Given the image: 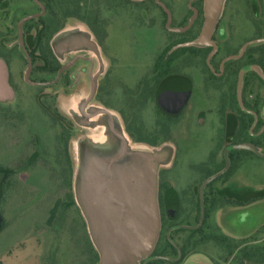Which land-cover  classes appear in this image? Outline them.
I'll use <instances>...</instances> for the list:
<instances>
[{
    "label": "rangeland",
    "instance_id": "374dc122",
    "mask_svg": "<svg viewBox=\"0 0 264 264\" xmlns=\"http://www.w3.org/2000/svg\"><path fill=\"white\" fill-rule=\"evenodd\" d=\"M160 1L170 12L172 20L168 26L172 29L185 26L191 15L189 6H200L198 0ZM67 15L73 23L83 21L86 29L88 24L103 51L104 65L95 63L92 70L94 96L84 108L85 114L91 113L92 105L107 110L121 118L129 140L140 144L171 141L176 147L173 167L160 177L162 230L154 253L174 259L178 256L175 246L182 249L183 256L191 255L183 264H211V259L212 264H246L242 261L246 256L257 262L264 254V158L242 148L233 149L228 154V170L207 181L223 171L222 153L228 145H253L264 153V135H248L241 127V115L221 118L217 114L219 107L229 104L235 75L217 80L215 97L208 94L204 99L198 94L196 103L188 101L185 112L195 108V113L200 109L210 115L204 130L191 123L184 127L181 115H168L167 112H174L166 108L163 97L168 95L167 87L180 83L182 70L177 61L182 50L185 60L195 59L193 52L188 51L193 45L217 42L220 59L258 39L260 42L255 45L263 46L264 57V0H223L203 42L199 40L202 18L187 33L168 31L166 12L152 0H62L57 6V18L54 22L48 19L50 29L58 27ZM34 25L42 29V24L34 21L29 30ZM48 34L40 35L42 45ZM71 35L76 36L77 31L66 38ZM187 37L193 40L181 43ZM36 38L28 32V48ZM33 49L31 78H51L42 73L43 62ZM72 50L77 48H68L67 53ZM82 50L88 55L93 53L87 45ZM252 50L255 48H249V53ZM5 52L2 55L8 63L14 56L18 62L13 67L0 65V75L8 72L10 76L9 88L2 90L4 96H0V171L9 176L7 187L0 184V264H92L93 256L83 235L68 220L70 213L64 211L69 205L64 201L68 180L64 145L72 131L67 127L68 121L57 113V87L44 89L25 83V59L16 50ZM86 64L78 60L72 69ZM89 69L86 73L77 70L79 78L72 95L62 93L59 100L61 113L74 120L82 119L73 124L75 137H84L83 141L78 140L79 149L76 144L75 151L87 164L85 172L104 159L108 147L107 141L92 132L100 126L97 116L87 118L81 113V106L90 95ZM202 70L200 76L205 77ZM72 80L66 78V87ZM249 80L247 73L245 96L258 92L261 107L264 106V89ZM190 83L197 92L196 84ZM109 125L114 130L118 128L116 121H109ZM201 212L203 220L199 226ZM151 264L166 263L161 260Z\"/></svg>",
    "mask_w": 264,
    "mask_h": 264
},
{
    "label": "crops",
    "instance_id": "0c3cea01",
    "mask_svg": "<svg viewBox=\"0 0 264 264\" xmlns=\"http://www.w3.org/2000/svg\"><path fill=\"white\" fill-rule=\"evenodd\" d=\"M204 1L206 8L208 0ZM75 30L77 35L67 39L66 35ZM86 45L94 52L91 54L99 62L98 65L103 66L102 53L82 22L67 23L51 41L53 53L60 61L79 53L84 54L86 51L82 49ZM68 48L77 50L67 53ZM60 97L61 94L56 99V109L73 126V134L67 145L71 193L85 223L88 238L99 259L108 252L119 259V264H132L133 261L136 264L152 252L157 242L161 227L159 174L172 168L176 147L171 141L154 145L131 141L125 136L121 118L110 114L112 121L118 123L115 133L125 139L126 150L122 153V142L110 129L111 119L105 114H94L92 117L97 116L100 126L92 129V132L107 141L108 147L104 159L85 172L87 164L75 151L76 144L79 149L78 140L83 141L84 137H75L73 124L82 119L78 117L74 120L61 113ZM98 110L101 109L92 105L91 113Z\"/></svg>",
    "mask_w": 264,
    "mask_h": 264
},
{
    "label": "flooded vegetation",
    "instance_id": "af4514ba",
    "mask_svg": "<svg viewBox=\"0 0 264 264\" xmlns=\"http://www.w3.org/2000/svg\"><path fill=\"white\" fill-rule=\"evenodd\" d=\"M152 1L154 2V0ZM65 2H70V0H65ZM192 2L194 1L193 0L188 1V3H192ZM197 2H198V5H200L199 7L189 6L191 8V15L189 16L187 23L185 24L184 27L178 28V29L176 28L172 29V28H169V26H165V28L171 32L187 33L193 30L194 25L196 24V21L199 20V18H202L201 25L203 26L204 24L203 19L205 18L204 17L205 16V12H204L205 1L198 0ZM61 3H62V0H0V65L2 67L7 68L6 65L8 66L11 65L13 67L16 65V62H18L17 56L16 57L14 56L12 60H10V63H8V60L3 58L2 54L5 51H9V50L10 51L16 50L17 52H20L26 62V57L24 55V52L20 44L21 40L32 62V68L29 74V79L33 82L46 83V82L54 80L57 75L58 70L61 67L65 66L67 63L72 62L65 70L62 71L59 80L55 84L50 85V86H45V87L35 86V87H41L44 89L57 87L56 92H55L56 94L55 104H56V99L59 94L63 93V95H66V96L72 95V90L75 86L77 79L79 78L77 77V70L85 71L86 73L88 71L87 69L90 68L89 77H90V93H91V86L92 84H94L92 70L95 67V63L96 64L99 63L97 60H95V58L92 55L94 54V52L91 55H88L87 53H84V54L79 53V54L71 56L70 58H67L64 60L62 59L61 61L58 60L55 54L53 53V50L51 47V41H52L53 36L58 31L63 29L67 25V23L71 22V16L67 15L66 18L63 19V22L58 27H54V29L52 30L50 29L51 27L49 26V24H51V22L49 23L48 19L52 18L54 22V18L55 19L57 18V6L60 5ZM128 3H130V1ZM157 6L159 7V9H161L162 12H165L159 5ZM193 9L196 11V14H194ZM27 17H30V18L26 19ZM34 21L41 23L42 29H36V25H34L29 30V26ZM190 21H191V24H190ZM80 22L84 23L83 21H80ZM166 22H167V14H166ZM166 22H165V25H166ZM188 24H190L189 27L186 28L184 31H178L188 26ZM86 26H87V29H89L90 33L92 34L93 39L95 40L100 52L103 55V51L100 46V43L98 42V39L96 38L95 34L90 29L88 24H86ZM202 26H200V29H202ZM28 32L32 33L33 37L35 35L37 36L35 41L34 39L32 41L33 43L32 47L34 48L33 50L38 52L39 58L43 62L44 68L42 70V73L48 76H51V78L39 79L37 81L31 78V75L34 72V57H33V54L31 53L32 47L28 48V46L26 45V41H25V37L28 35ZM42 33H45V34L49 33L48 37L45 38L44 40L45 43L43 45L41 43V38H40V35ZM187 39L183 40V42L181 43L185 44L184 42L193 40L191 39V37H187ZM10 40H11V43H10ZM259 42L260 41L258 39L247 42L241 46L240 50L237 53H230L226 56L221 57L220 59H219L220 52H221L220 46L215 41H208L207 43H204L203 45L199 47L195 45H193V47H190L188 51L190 50V52H193V55L191 56L195 57V59L191 61L184 59V57L186 56V53L184 50H182L184 53L180 57V60L177 61L178 64H180L179 66L181 67V70H182V76L179 79L180 83L177 82L175 84H172L170 87H167L166 89H168L167 90L168 95L166 97H163L164 98L163 102H165L166 108L169 111H173L174 113L177 111L175 114L174 113L170 114L171 112H167L168 115H171V116H174L176 114L181 115L182 116L181 122L184 127L185 126L187 127L188 124L191 123L194 125L193 127L196 128L197 126L198 130L199 129L204 130L208 126L206 122V119L208 118L207 116H210V115H208L205 112L200 111V109L198 113H195L196 111L195 108H192L190 112H185V107L188 104V101L192 102L193 104L196 103V101H198V94H201L203 97L205 95L208 96V94L211 95L212 97H215L217 87H215L214 85H216V83L218 82L217 80L223 79L225 75L234 74L235 75L234 77L235 86L233 89L230 90V93L232 94V96L229 97V104L223 107L225 109L224 111L222 110L223 108L219 107L217 109V114L220 115L221 118L228 116V115H233V116L241 115L242 118H244V120L241 121L242 129L244 130L246 129L247 134L253 138L262 137L264 135V120L262 119V116L264 115V106L262 105L261 107V104H260L261 96L259 97L258 92H256L253 96L247 98L244 94L245 93L244 78L247 73L250 74L249 81H252L253 83L260 85L264 89V79L261 77V75L264 76L263 46L255 45L256 43H259ZM183 48H186V47H183ZM249 48L250 49L255 48V50H252V52L249 53ZM41 52L45 53V56H41L40 55ZM78 60H83L87 64L75 70L72 69L73 68L72 66ZM3 61H6L7 64ZM241 62H243V64L240 67H237ZM52 63L54 66L58 67V70L54 76L49 73V68L52 66ZM216 66H217V70L214 69V67ZM248 67H253L256 70H258V72L254 69H251V70L247 69L243 72L242 78H241V84H240V93H239L240 99H239L238 92H237L238 77H239L240 71ZM201 68L205 70L203 71ZM201 70L203 71V74H205V77L200 76L202 73ZM26 71H27V62H26ZM26 71H25V74H26ZM25 74L23 77L24 82H25ZM184 74L186 75L188 74V76ZM9 77L10 76L7 72L5 75L6 83H9ZM67 77L73 78L71 85L68 87H66L67 83L65 82ZM190 81H193L196 84L197 92L195 91V89H193L190 86L191 84ZM218 105L219 106L221 105L220 99H218ZM93 115L94 113H89L85 117L90 118ZM195 116L197 117L195 118ZM64 119L70 123V125L67 124V127H70L71 131L73 132V126L71 122L67 120L66 118ZM194 122L196 123L194 124ZM212 125L214 126V123ZM232 128L233 127H231V129ZM72 134L69 136L68 141L70 140ZM150 145H154V144H150ZM229 146H233V145H228L227 147ZM250 146L254 147L253 145H250ZM227 147H225L224 150ZM224 150L222 153L223 159H224V155H223ZM229 152L227 153L228 161H229V157H228ZM260 158L263 159L264 157H260ZM224 168H225V159H224ZM168 171L169 170L167 171L164 170V171H161L159 174L158 204L160 208V220H161L160 232L162 230V215H161V206H160V194L162 192V186L160 184V177L162 176V174ZM189 230L192 231V229H189ZM159 239H160V233H159L157 242L152 252L145 259H142L136 262V264H151V262L153 261H161V260L166 264H183L184 261H186L191 256V255L183 256L182 249H178V247H175V246H173L174 247L173 249L178 251L177 258L172 259V258L156 255L154 252L156 250V246L158 245ZM248 262L249 261H247L246 263ZM211 264H212V259H211Z\"/></svg>",
    "mask_w": 264,
    "mask_h": 264
},
{
    "label": "water",
    "instance_id": "95a60500",
    "mask_svg": "<svg viewBox=\"0 0 264 264\" xmlns=\"http://www.w3.org/2000/svg\"><path fill=\"white\" fill-rule=\"evenodd\" d=\"M154 2L159 5L167 14V22H166V26H168L170 20H171V15H170V12L166 9L165 5L160 1V0H154ZM220 0H208V3H207V6L205 8V23L203 25V28H202V31H201V34H200V37H199V40L201 42L203 41H206V38L208 37L209 33H210V30L212 28V25H213V22H214V19L216 17V13H217V10L220 6ZM194 11V14H196V11L193 9ZM30 17H27L26 19H28ZM192 21V20H191ZM191 21H190V24H191ZM186 26L185 28L183 29H180L178 31H184L186 28L189 27V25ZM20 44H21V47H22V50L24 52V55L26 57V62H27V71H26V74H25V82L30 84V85H33V86H41V87H45V86H50V85H53L55 84L59 78H60V75L62 73L63 70H65L72 62H69L67 63L65 66L61 67L58 72H57V75L55 77L54 80L52 81H49V82H46V83H36V82H33L29 79V74L31 72V68H32V62H31V59H30V56L28 54V52L26 51L23 43H22V40L20 41ZM251 70V69H254L256 70L255 68L253 67H248V68H244L240 71V74H239V77H238V85H237V92H238V97H239V93H240V84H241V78H242V74L245 70ZM258 72V70H256ZM261 77L264 79V76L261 75ZM8 84L6 83V80H5V74L2 73V75H0V96H4V93L2 94L1 91L2 90H8ZM94 96V84H92L91 86V93H90V96L88 97V99L84 102V104L81 106V113L84 115V116H87L84 112V108L86 105L89 104V102L91 101V99L93 98ZM94 114H105L107 115L110 119H111V116H110V113L107 111V110H104V109H101V110H98L96 111ZM112 121V119H111ZM112 123V122H111ZM111 132L113 134H115L122 142V145H123V148H122V153L125 152L126 150V143H125V139L122 135H119V134H116L115 133V130L114 128L111 126ZM235 148H242V149H245V150H248L252 153H254L255 155L259 156V157H264V153H259L258 150L250 145H233V146H229L227 147L225 150H224V159H225V168L223 169V171H221L220 173L212 176L211 178H209L207 181H211L217 177H219L220 175H222L223 173H225L227 170H228V167H229V161H228V158H227V153L231 150V149H235ZM202 220H203V213L201 212L200 214V222H199V225L202 223ZM118 258L116 256H113L111 255L110 253L108 252H105L99 259V263L98 264H119L118 262ZM132 264H135L134 261L132 262ZM246 264H264V263H258V262H248Z\"/></svg>",
    "mask_w": 264,
    "mask_h": 264
},
{
    "label": "trees",
    "instance_id": "16d2710c",
    "mask_svg": "<svg viewBox=\"0 0 264 264\" xmlns=\"http://www.w3.org/2000/svg\"><path fill=\"white\" fill-rule=\"evenodd\" d=\"M125 1V0H124ZM125 2H129V1H125ZM41 56H45V53L41 52L40 53ZM45 58V57H44ZM155 66H158V63H155ZM159 67V66H158ZM157 68V67H156ZM58 67L54 66L52 63V66L49 68V73L51 75H55V73L57 72ZM58 113V112H57ZM61 118H63L61 115H59ZM64 119V118H63ZM68 125H70V123L68 122ZM69 139V137H68ZM67 145H68V140L66 141V144L64 145V150H65V156H66V160H67V164H68V180H67V188L64 192V201H68L69 205H64L65 207V214L70 213V215H68V220H70V223L75 226V229L77 228L81 234L83 235V239L85 240L88 250L91 253V255L93 256V262L92 264H97L99 262V256L97 254V252L95 251V249L93 248L88 235L86 233V227H85V223L80 215V212L78 210V208L76 207L73 197H72V193H71V182H70V176H71V168H70V160L68 157V152H67ZM8 179L9 176L4 174V172L0 171V184L4 183L5 186H8ZM51 217L53 218V213L51 214ZM78 232V231H77ZM242 261H253L252 257L250 256H246L244 257V260ZM257 262L259 263H264V254H262L260 256V258H258Z\"/></svg>",
    "mask_w": 264,
    "mask_h": 264
}]
</instances>
